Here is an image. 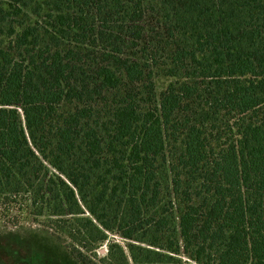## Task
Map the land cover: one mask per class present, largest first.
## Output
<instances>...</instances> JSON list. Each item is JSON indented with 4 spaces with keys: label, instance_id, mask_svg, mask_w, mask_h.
<instances>
[{
    "label": "trees",
    "instance_id": "1",
    "mask_svg": "<svg viewBox=\"0 0 264 264\" xmlns=\"http://www.w3.org/2000/svg\"><path fill=\"white\" fill-rule=\"evenodd\" d=\"M18 202L81 264H264V0H0Z\"/></svg>",
    "mask_w": 264,
    "mask_h": 264
},
{
    "label": "rangeland",
    "instance_id": "2",
    "mask_svg": "<svg viewBox=\"0 0 264 264\" xmlns=\"http://www.w3.org/2000/svg\"><path fill=\"white\" fill-rule=\"evenodd\" d=\"M169 81L163 74L155 78L158 94ZM63 236L55 225L49 228L45 216H35L19 202L0 205V264H81L66 248ZM112 242L126 249V241L115 233L108 235L101 248L105 251ZM180 260L196 264L186 256Z\"/></svg>",
    "mask_w": 264,
    "mask_h": 264
}]
</instances>
